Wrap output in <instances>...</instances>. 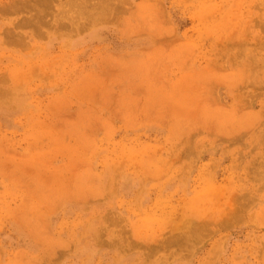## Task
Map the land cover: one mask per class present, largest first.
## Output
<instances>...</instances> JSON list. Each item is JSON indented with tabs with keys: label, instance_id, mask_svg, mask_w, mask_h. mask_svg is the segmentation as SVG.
Here are the masks:
<instances>
[{
	"label": "rangeland",
	"instance_id": "rangeland-1",
	"mask_svg": "<svg viewBox=\"0 0 264 264\" xmlns=\"http://www.w3.org/2000/svg\"><path fill=\"white\" fill-rule=\"evenodd\" d=\"M0 264H264V0H0Z\"/></svg>",
	"mask_w": 264,
	"mask_h": 264
}]
</instances>
